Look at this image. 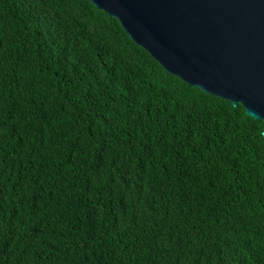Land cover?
Segmentation results:
<instances>
[{"label":"trees","instance_id":"obj_1","mask_svg":"<svg viewBox=\"0 0 264 264\" xmlns=\"http://www.w3.org/2000/svg\"><path fill=\"white\" fill-rule=\"evenodd\" d=\"M263 131L89 0H0V264H264Z\"/></svg>","mask_w":264,"mask_h":264},{"label":"water","instance_id":"obj_2","mask_svg":"<svg viewBox=\"0 0 264 264\" xmlns=\"http://www.w3.org/2000/svg\"><path fill=\"white\" fill-rule=\"evenodd\" d=\"M89 1L167 72L264 122V0Z\"/></svg>","mask_w":264,"mask_h":264}]
</instances>
